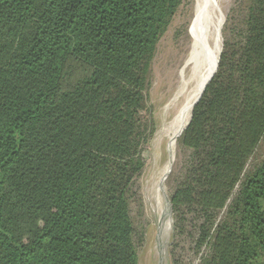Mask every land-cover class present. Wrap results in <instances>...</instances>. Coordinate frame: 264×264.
I'll return each instance as SVG.
<instances>
[{"label":"trees","instance_id":"obj_1","mask_svg":"<svg viewBox=\"0 0 264 264\" xmlns=\"http://www.w3.org/2000/svg\"><path fill=\"white\" fill-rule=\"evenodd\" d=\"M183 2L0 0V264H138L147 75ZM245 17L179 141L169 200L197 215L200 264H264V0Z\"/></svg>","mask_w":264,"mask_h":264},{"label":"rangeland","instance_id":"obj_2","mask_svg":"<svg viewBox=\"0 0 264 264\" xmlns=\"http://www.w3.org/2000/svg\"><path fill=\"white\" fill-rule=\"evenodd\" d=\"M194 4L195 0H184L178 8L159 39L147 75L146 101L151 110L153 131L143 153L145 168L133 181L128 197L138 264H200L201 258L208 252L207 247L199 248L196 243L199 235L197 215L185 208H181L177 214L173 213L169 200L188 166L190 151L179 143L186 127L164 137L161 142L156 139L159 130L173 115V110L166 113L165 107L175 91L178 80L174 79L182 70L183 61L196 35L198 19L194 14ZM247 4L248 0H218L214 4V11L220 10L223 18L222 45L236 27L241 30ZM262 157L264 141L258 146L252 160ZM159 173L163 188L157 187V191L153 181L158 179ZM159 203L167 212V218L161 225L157 223V216L161 212ZM162 231H166L163 239Z\"/></svg>","mask_w":264,"mask_h":264},{"label":"bare ground","instance_id":"obj_3","mask_svg":"<svg viewBox=\"0 0 264 264\" xmlns=\"http://www.w3.org/2000/svg\"><path fill=\"white\" fill-rule=\"evenodd\" d=\"M217 2L218 0H195L194 14L198 19L196 35L185 61H183L184 66L178 72L177 78L174 79L178 80L176 88L165 107L166 113L173 110V115L157 133L156 139L160 142L163 141L164 137L186 127L196 98L213 73L214 62L222 49L221 28L223 18L220 10L214 11L213 9ZM158 176V179L153 181L157 191L163 188L160 173ZM159 207L161 212L157 216V223L161 225L164 224L163 220L167 218V212L162 203H159ZM165 233L166 231L161 232L162 239Z\"/></svg>","mask_w":264,"mask_h":264},{"label":"water","instance_id":"obj_4","mask_svg":"<svg viewBox=\"0 0 264 264\" xmlns=\"http://www.w3.org/2000/svg\"><path fill=\"white\" fill-rule=\"evenodd\" d=\"M222 46H223V45H222ZM221 50H222V49H221ZM220 53H221V51H220ZM219 55H220V54H219ZM218 57H219V56H218ZM210 79H211V78H210ZM207 84H208V83H207ZM200 97H201V96H200ZM200 97L198 98V101H197V103L200 101V100H199V99H200ZM197 103H196V104H197Z\"/></svg>","mask_w":264,"mask_h":264}]
</instances>
